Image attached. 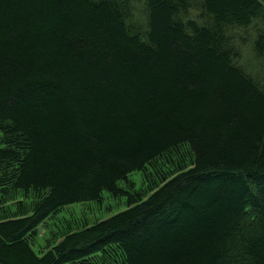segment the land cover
<instances>
[{
  "label": "trees",
  "instance_id": "obj_1",
  "mask_svg": "<svg viewBox=\"0 0 264 264\" xmlns=\"http://www.w3.org/2000/svg\"><path fill=\"white\" fill-rule=\"evenodd\" d=\"M0 264H264V0H0Z\"/></svg>",
  "mask_w": 264,
  "mask_h": 264
},
{
  "label": "rangeland",
  "instance_id": "obj_2",
  "mask_svg": "<svg viewBox=\"0 0 264 264\" xmlns=\"http://www.w3.org/2000/svg\"><path fill=\"white\" fill-rule=\"evenodd\" d=\"M130 178L136 182L137 187L141 186L142 180L140 173H133ZM108 200L104 199L102 205H96V204H73L68 207L62 212V215H66V217L69 216V214L73 211L77 216L79 217H85L89 218L90 222L94 220H101L111 217L112 215L124 210L126 208L123 201L121 203H117L114 200H110V203L112 206L108 205ZM48 231L46 228L43 227L40 229L39 232V242L41 245H44V239L47 237ZM35 248H38L37 246ZM39 250V249H38Z\"/></svg>",
  "mask_w": 264,
  "mask_h": 264
}]
</instances>
